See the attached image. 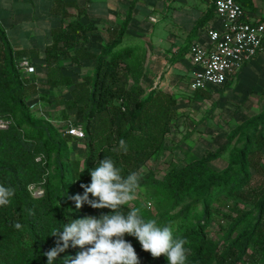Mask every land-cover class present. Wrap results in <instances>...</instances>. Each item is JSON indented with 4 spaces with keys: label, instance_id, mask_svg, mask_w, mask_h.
Returning <instances> with one entry per match:
<instances>
[{
    "label": "trees",
    "instance_id": "obj_1",
    "mask_svg": "<svg viewBox=\"0 0 264 264\" xmlns=\"http://www.w3.org/2000/svg\"><path fill=\"white\" fill-rule=\"evenodd\" d=\"M237 1L242 6L250 3ZM77 18L51 31L41 58L35 48L13 46L0 27V119L8 121L6 128H0V184L15 188L12 203L0 207V264H47L43 253L55 246L53 229L86 215L111 212L86 203L77 209L71 199L83 194L80 185L91 182L90 170L106 156L123 175L137 172V190L145 189L153 202L151 209L128 203L120 210L138 207L146 218L172 222L174 236L189 242L187 264H264V109L232 129L220 148L172 164L161 176L153 168L141 173L165 148L167 136L178 124L177 99L173 93L157 88L146 92L139 85L142 64L137 47L121 45L128 17L116 38L97 54L78 45L88 40L91 25ZM86 58L94 59L89 70L83 65ZM24 59L35 72L25 71L20 64ZM39 66L45 67L44 79L34 76ZM63 68L72 74H64ZM129 78L133 82L128 87ZM31 98L50 99L53 121L69 126L58 128L38 117L39 103H29ZM72 114L78 115L73 123ZM78 125L83 131L82 158L73 157L70 147L77 139L71 128ZM121 139L126 141V154L119 150ZM225 155V167L212 163ZM30 186L42 194L34 195ZM239 202L250 207L242 208ZM226 207L234 215L228 216L219 244L207 228L215 214L227 216ZM17 222L21 229L14 227ZM125 239L138 253L140 264H168L164 256L154 259L133 236L125 234ZM79 250L70 246L54 264H63L65 257Z\"/></svg>",
    "mask_w": 264,
    "mask_h": 264
},
{
    "label": "crops",
    "instance_id": "obj_2",
    "mask_svg": "<svg viewBox=\"0 0 264 264\" xmlns=\"http://www.w3.org/2000/svg\"><path fill=\"white\" fill-rule=\"evenodd\" d=\"M244 6L249 7L245 10L249 20L262 21L264 0H250L249 5ZM127 17L129 21L121 45L137 47L142 64L139 84L147 78L151 83L146 92L157 88L172 93L180 78L186 76L189 81L190 43L205 41L202 31L207 25L221 26L212 0H0V27L11 44L37 49L39 58L51 42V31L60 23L66 24L77 18L83 24L91 25L88 40L78 42V45L97 54L116 38ZM151 17H155V21ZM15 25H25V39L20 43L18 31L11 34ZM147 35L152 39L149 40ZM13 38L20 45L13 44ZM260 61L264 65L263 50L239 69V77L249 74L250 70L254 73L253 66ZM93 64L92 58L83 61L85 70ZM38 69L44 79L45 67L39 66ZM62 71L72 74L67 68Z\"/></svg>",
    "mask_w": 264,
    "mask_h": 264
},
{
    "label": "clouds",
    "instance_id": "obj_3",
    "mask_svg": "<svg viewBox=\"0 0 264 264\" xmlns=\"http://www.w3.org/2000/svg\"><path fill=\"white\" fill-rule=\"evenodd\" d=\"M116 150V149H114ZM119 150L127 153L126 141H119ZM91 182L81 184L83 194L71 197L77 209L85 203L93 209H110L109 214L86 215L65 223L62 228L53 229L55 246L44 252L47 264H54L70 246L80 250L75 256H67L63 264H140L138 253L125 234L136 238L141 248L151 256H164L168 264H187L189 243L186 238L174 236L172 222L158 223L146 218L142 209L133 207L121 211V206L136 199L140 187V176L130 172L126 176L114 160L105 157L98 166L90 170ZM91 194V199L89 198ZM15 196V188L0 184V207L8 206ZM16 229L22 225L14 224Z\"/></svg>",
    "mask_w": 264,
    "mask_h": 264
},
{
    "label": "rangeland",
    "instance_id": "obj_4",
    "mask_svg": "<svg viewBox=\"0 0 264 264\" xmlns=\"http://www.w3.org/2000/svg\"><path fill=\"white\" fill-rule=\"evenodd\" d=\"M248 8L244 6L245 10ZM17 28H20V31ZM16 31H18V35L20 34V43L21 39H25V25H15L11 34ZM150 37L148 36L149 40ZM12 42L15 45H20L14 38ZM23 47V44L17 46V48ZM253 70L254 73L250 70L249 74H241L240 77L237 72L232 81L230 80L219 89L210 90L205 95H195L189 88L186 76L180 78L172 89V93L177 99L178 124L172 127L171 133L167 136L165 148L150 159L140 172L145 173L153 168L156 174L161 176L172 164L181 165L200 157L208 150H216L227 142V136L232 129L250 117L260 114L264 109V65L260 61L256 66H253ZM34 76L41 79V71L38 69ZM132 82V79L129 78L128 87ZM141 83L139 85H142L144 90H147L151 84L149 78L144 79ZM51 100L49 99L47 102L44 99L38 101L31 98L28 99V102L38 101V106H35L38 117L49 119L58 128L68 127L67 123L53 121L55 107L50 104ZM77 117L78 115L72 114L71 123L77 120ZM70 147L73 157H83L82 138H75L70 143ZM212 163L223 168L227 165V156L225 155ZM135 196L136 199L130 201L129 205H145L148 209L153 207V202L147 198L148 194L145 189L136 190ZM239 205L242 208L250 207L244 202H239ZM223 211L227 216L215 214L207 228L209 237L219 244L224 241L225 231L229 225L228 216L234 215V212L227 207Z\"/></svg>",
    "mask_w": 264,
    "mask_h": 264
},
{
    "label": "built area",
    "instance_id": "obj_5",
    "mask_svg": "<svg viewBox=\"0 0 264 264\" xmlns=\"http://www.w3.org/2000/svg\"><path fill=\"white\" fill-rule=\"evenodd\" d=\"M212 3L221 26L207 25L202 31L205 41L193 40L189 45L191 91L223 87L236 77L245 63L264 51V21L249 20L237 0H212ZM151 20L155 21V17ZM20 64L26 72H35V66L29 60L24 59ZM7 124L8 121L0 119V128H6ZM71 132L77 138L83 137L79 125L72 127ZM33 193L40 195L42 190L36 188Z\"/></svg>",
    "mask_w": 264,
    "mask_h": 264
}]
</instances>
